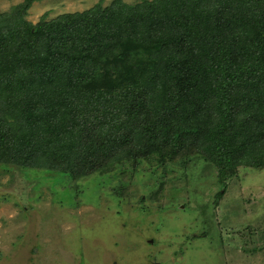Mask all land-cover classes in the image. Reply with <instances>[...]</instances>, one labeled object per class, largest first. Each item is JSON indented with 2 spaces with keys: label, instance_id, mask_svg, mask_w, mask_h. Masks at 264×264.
<instances>
[{
  "label": "trees",
  "instance_id": "obj_1",
  "mask_svg": "<svg viewBox=\"0 0 264 264\" xmlns=\"http://www.w3.org/2000/svg\"><path fill=\"white\" fill-rule=\"evenodd\" d=\"M34 1L0 15L1 170L56 174L78 206L69 178L189 143L225 187L264 169V0H115L38 25Z\"/></svg>",
  "mask_w": 264,
  "mask_h": 264
},
{
  "label": "rangeland",
  "instance_id": "obj_2",
  "mask_svg": "<svg viewBox=\"0 0 264 264\" xmlns=\"http://www.w3.org/2000/svg\"><path fill=\"white\" fill-rule=\"evenodd\" d=\"M113 1L36 0L24 18L38 25ZM24 2L0 0V15ZM188 145L168 164L154 154L136 170L118 162L69 178L78 206L60 203L56 174L0 169V264H264V169L241 167L225 187L204 143Z\"/></svg>",
  "mask_w": 264,
  "mask_h": 264
}]
</instances>
